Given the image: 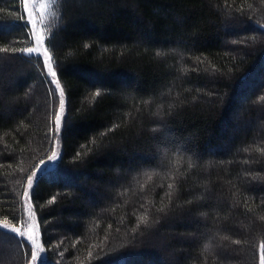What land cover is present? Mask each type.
Returning <instances> with one entry per match:
<instances>
[{"label":"trees","instance_id":"trees-1","mask_svg":"<svg viewBox=\"0 0 264 264\" xmlns=\"http://www.w3.org/2000/svg\"><path fill=\"white\" fill-rule=\"evenodd\" d=\"M22 2L0 0V264L31 258L4 226L42 160L43 264H259L264 0H57L59 132Z\"/></svg>","mask_w":264,"mask_h":264},{"label":"rangeland","instance_id":"rangeland-1","mask_svg":"<svg viewBox=\"0 0 264 264\" xmlns=\"http://www.w3.org/2000/svg\"><path fill=\"white\" fill-rule=\"evenodd\" d=\"M56 2L57 0H23L22 2L23 10L26 12L27 18L33 21L32 26L34 30H33V35L31 38L32 42L28 48H39V55L35 53L28 54L26 52H25V55L30 56V57L36 56L37 58L40 57L43 61V64H44L45 59H47V57L45 56L46 48L44 45V38H45L44 34L46 30L43 29V25H45L44 23L47 22V20H50L49 25L56 21V20H51L57 17L56 7H55ZM38 38H42V39H38ZM47 53L49 55L48 50H47ZM44 73L46 75V80H47L48 85L51 87V89L52 87H54L56 90L55 92L57 93V95H59L60 90L59 88L56 87V84H57L56 78L49 75V69L45 64H44ZM48 81H52V82L49 83ZM53 161L54 160H50V167ZM38 166L45 168V166L40 165V164ZM36 169L34 172H36ZM31 176L33 177V183H34L36 176H34L33 174ZM26 191L29 193L28 196L24 195ZM30 191L31 189L28 188V179H27L26 184L21 194V201H22L21 202V206H22L21 222L15 228H19L20 231L24 233V237H20V236L19 237L22 241L27 242L31 246V248H35L36 245H39L40 248H43L41 241H40L38 229H37V222L35 219V215H34L33 210L31 209ZM29 209H31V211H29ZM1 225H6V224H1ZM4 227L9 230L12 229V226L7 225ZM29 236H31L34 239L35 241L34 244L32 240L28 239ZM41 256L44 259L45 257L44 251L41 253ZM39 263L40 261L36 262V264H39ZM26 264H32L31 258L28 260Z\"/></svg>","mask_w":264,"mask_h":264},{"label":"snow or ice","instance_id":"snow-or-ice-1","mask_svg":"<svg viewBox=\"0 0 264 264\" xmlns=\"http://www.w3.org/2000/svg\"><path fill=\"white\" fill-rule=\"evenodd\" d=\"M21 18H23V14L21 16ZM29 23H33V21L29 20ZM25 28L28 27V24H25L24 25ZM38 39H42V38H38ZM0 51H7V49H0ZM23 52H26L28 54H37L39 55V48H26V49H23L22 50ZM45 56L47 57V59H45L44 61V64L48 67L49 69V75L52 76V77H55L56 76V72L52 70V65L50 63L51 61V56L48 55L47 53V49H45ZM49 83H51L52 81H48ZM56 87L59 88V84L57 83L56 84ZM55 89H50V93L55 95ZM60 100H59V103H60V111H59V114L56 115V130L57 132H59L61 130V122L62 120L64 119V116H63V113H64V107H65V102L63 100V90L61 89L60 90ZM97 95H99V93H97ZM57 157V153L53 152L52 156L49 158V160H55ZM40 165H43L46 167V162L45 161H41L40 162ZM44 168L43 167H40V166H37V171L33 173L34 176H36L38 178V173L43 171ZM33 187V177L30 176L28 177V188L31 189ZM171 187V185L169 186ZM25 196H28L29 193L26 191L24 193ZM29 211H31V209H29ZM11 233L17 235V236H20V237H24V233L20 231L19 228H15L13 227L12 229H10ZM29 240H32L33 244L35 243L34 239L29 236L28 237ZM23 241H18V243H22ZM261 248L264 249V244L261 245ZM29 251L31 252V261H32V264H36L37 261H40V264H43V257L41 256V253L44 251L43 248H40L39 245H36L35 248H30ZM259 264H264V252H262L261 256H260V261H259Z\"/></svg>","mask_w":264,"mask_h":264}]
</instances>
